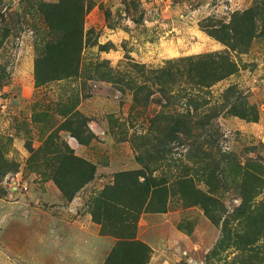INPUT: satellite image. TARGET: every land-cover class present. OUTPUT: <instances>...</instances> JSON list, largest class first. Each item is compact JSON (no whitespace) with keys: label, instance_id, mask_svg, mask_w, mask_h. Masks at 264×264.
I'll return each instance as SVG.
<instances>
[{"label":"rangeland","instance_id":"1","mask_svg":"<svg viewBox=\"0 0 264 264\" xmlns=\"http://www.w3.org/2000/svg\"><path fill=\"white\" fill-rule=\"evenodd\" d=\"M0 1V264H128L126 239L149 248L147 264H264V15L245 45L211 34L232 38L237 14L264 0H85L80 73L42 85L37 6ZM212 52L236 70L204 96L221 104L235 85L248 115L224 110L198 144L181 132L169 143L185 100L169 106L152 70ZM254 175L242 224L240 185Z\"/></svg>","mask_w":264,"mask_h":264},{"label":"trees","instance_id":"2","mask_svg":"<svg viewBox=\"0 0 264 264\" xmlns=\"http://www.w3.org/2000/svg\"><path fill=\"white\" fill-rule=\"evenodd\" d=\"M31 1L33 3L32 5L37 6V13L40 14L43 22L42 26L37 28L39 37L44 43V50L39 54L35 62L38 85H42L51 80L77 76L80 73V55L85 38L83 29L84 14L86 12L85 0H60L58 3H50L45 0H39V2H36V0ZM0 15L4 16L2 11H0ZM263 15V8H261V10L249 9L242 13H238L236 19L237 27L234 28V36L232 38H225L223 36L224 34H219L217 30L211 32V34L224 43L233 45L234 48L237 45H245L243 42L248 43L249 39L255 34V32L251 30L254 29L256 19H262ZM244 28L248 29L245 33L243 32ZM3 31L7 33L11 30L10 27L9 30L5 27ZM5 37V35L2 37L0 36V46ZM245 39L248 40L245 41ZM227 54L212 52L180 58L172 62L178 66H175V69L174 66H168L152 70V77L155 79L153 81L155 84L159 85V91L162 92L163 97L170 102L169 106L172 107L174 105L172 104L174 103V99H177L176 101L185 100L184 109L177 111L176 114H170V117H168L167 126L169 123L170 124L169 128L167 127L166 137L169 143L181 132L191 145L194 143L198 144L204 132L207 133L214 129V127H212L213 119L219 116L224 110L235 115H248V110H246L248 108L245 106L246 102L241 99V93L238 92V88L235 85L229 86L226 89L225 93L222 95L225 102L221 104L220 102L211 103L210 100L204 96V94L209 91V88L218 80L235 72L236 64L230 58L229 54ZM182 64L185 65V69L180 67ZM175 70L176 72L174 73ZM143 74H145V72H143ZM175 74H179L181 77L187 75V79L192 83V86L189 87V91H178L175 93L172 90L174 87L172 83L174 84V82L177 81L174 78ZM165 77H167V79H165ZM141 86L148 87L146 84ZM142 87L137 86L135 89V98H138L139 91ZM193 88H197L196 94L192 92ZM174 110L176 111V109ZM78 121L79 126L77 128L81 130V132H85L84 128H81L82 121ZM75 133L77 137L81 138L80 134H77L79 133L77 130ZM205 142H207V140ZM70 172L71 171H68L67 174H64L62 180L57 179V183L61 188H64L66 184H68L70 179L68 175ZM71 174L73 175L76 173ZM257 180L258 179L254 175L240 185L241 197L245 200L235 209V216L242 224L245 218L251 220V218L254 217V209L249 212L252 205L248 198L251 196V192L258 188ZM144 181L146 182H140L138 180V187L140 188L139 191L145 195V191H149L151 185L150 181L146 179ZM237 237L242 238L240 234H238ZM121 244V252L126 254V258H128V252L131 253V257L128 259L125 258L128 264H147L149 259V248H147L143 242L126 239L122 240ZM120 249L117 248L118 251ZM113 255L116 258L114 259L118 260L116 254L113 253ZM112 261L114 260H111V263Z\"/></svg>","mask_w":264,"mask_h":264}]
</instances>
